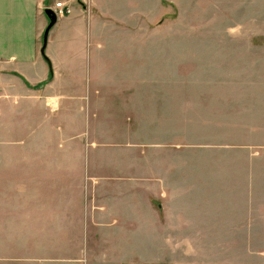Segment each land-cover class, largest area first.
Instances as JSON below:
<instances>
[{
  "label": "crops",
  "instance_id": "1",
  "mask_svg": "<svg viewBox=\"0 0 264 264\" xmlns=\"http://www.w3.org/2000/svg\"><path fill=\"white\" fill-rule=\"evenodd\" d=\"M68 3L70 13L56 18L42 54L44 10L53 0H0V147L9 148L12 130H19L26 144L45 134L61 155L29 166L33 174L50 169L56 191L41 199L35 192L31 200L41 203L32 214L19 211L25 224L42 220L68 232L61 240L66 258L51 261L264 264V177L256 181L250 169L237 179L240 197L180 194L178 226L169 225L184 233L242 234L238 250L230 247L232 259L204 247L194 262L150 260V221L166 219L150 196V0ZM252 232L259 233L256 248Z\"/></svg>",
  "mask_w": 264,
  "mask_h": 264
},
{
  "label": "rangeland",
  "instance_id": "2",
  "mask_svg": "<svg viewBox=\"0 0 264 264\" xmlns=\"http://www.w3.org/2000/svg\"><path fill=\"white\" fill-rule=\"evenodd\" d=\"M147 52L150 196L167 224L162 217L150 221V260L194 262L204 247L232 259L230 247L238 250L242 234L184 233L169 225L178 226L182 194L237 198V179L249 169L256 181L264 177V0H150ZM19 132L12 130L9 148L0 147V264H57L51 259L66 258L61 240L68 232L42 220L25 224L19 211L41 203L31 200L35 192L41 199L56 191L50 169L33 174L29 166L61 155L45 134L26 144ZM258 235L250 234L255 248Z\"/></svg>",
  "mask_w": 264,
  "mask_h": 264
},
{
  "label": "built area",
  "instance_id": "3",
  "mask_svg": "<svg viewBox=\"0 0 264 264\" xmlns=\"http://www.w3.org/2000/svg\"><path fill=\"white\" fill-rule=\"evenodd\" d=\"M49 8L54 12L56 18L65 16L71 10L68 0H53V4Z\"/></svg>",
  "mask_w": 264,
  "mask_h": 264
},
{
  "label": "water",
  "instance_id": "4",
  "mask_svg": "<svg viewBox=\"0 0 264 264\" xmlns=\"http://www.w3.org/2000/svg\"><path fill=\"white\" fill-rule=\"evenodd\" d=\"M44 13L48 19V24L46 25L44 32H43V36H42V47H41V52L42 54H44V49L46 46V41H47V37H48V33L50 31V29L53 27V25L56 22V16L54 14V12L50 9V8H46L44 10Z\"/></svg>",
  "mask_w": 264,
  "mask_h": 264
}]
</instances>
